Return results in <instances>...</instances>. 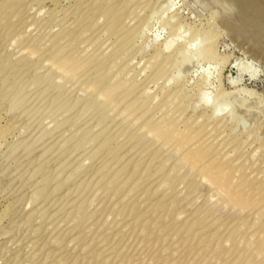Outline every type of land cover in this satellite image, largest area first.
<instances>
[{"label":"rangeland","instance_id":"rangeland-1","mask_svg":"<svg viewBox=\"0 0 264 264\" xmlns=\"http://www.w3.org/2000/svg\"><path fill=\"white\" fill-rule=\"evenodd\" d=\"M0 125V264H264V0H0Z\"/></svg>","mask_w":264,"mask_h":264},{"label":"bare ground","instance_id":"bare-ground-1","mask_svg":"<svg viewBox=\"0 0 264 264\" xmlns=\"http://www.w3.org/2000/svg\"><path fill=\"white\" fill-rule=\"evenodd\" d=\"M61 61H63V60H61ZM61 63H63V62H61ZM63 65V64H62ZM105 74V73H104ZM106 75V74H105ZM99 86V85H98ZM5 127V126H4ZM4 127L3 126H1L0 125V137L3 135V133H4V130H6V129H4ZM6 128V127H5ZM10 130V129H9Z\"/></svg>","mask_w":264,"mask_h":264}]
</instances>
